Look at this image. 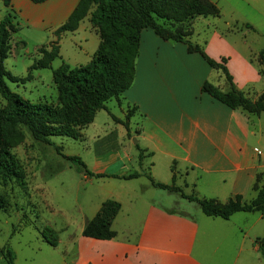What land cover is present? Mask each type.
Returning <instances> with one entry per match:
<instances>
[{
  "label": "crops",
  "instance_id": "crops-1",
  "mask_svg": "<svg viewBox=\"0 0 264 264\" xmlns=\"http://www.w3.org/2000/svg\"><path fill=\"white\" fill-rule=\"evenodd\" d=\"M78 1L11 0L10 8H6L0 0V18L10 13L17 30L25 27L39 40L44 39L39 42L46 43H40L37 49H50L54 44L61 63L73 67L89 62L100 41L89 14L75 30L56 34ZM213 1L220 7V17L214 22H203L208 34L198 44L218 62L225 57V66L235 87L255 99L264 91V66L257 61V54L264 47H259L250 33L264 32V0ZM195 18L191 20L192 35ZM242 24L250 25L246 27L250 33L243 30ZM64 39L78 47L81 54L65 55ZM24 42V38L14 40L12 34L11 48L4 60L9 72V57H17L14 46ZM39 57L37 51L35 59ZM13 75L25 76L23 73ZM41 78V74L33 75L31 71V79L26 81H41ZM205 81L221 90L228 89L221 70L210 67L200 53L189 51L183 42L161 38L150 28L141 30L132 84L118 98L109 99L106 108L98 110L88 124L94 123L101 112L113 123L112 126L107 124V134L95 135L94 143L99 149H94L87 161L83 159L88 170L105 174L83 177L106 183L107 195L93 204V213L83 222L71 264H251L252 255L260 251L256 239L264 238V212L238 211L224 219L205 215L196 202L178 193L159 189L164 191L160 192L149 180V184L140 185L142 189L133 188L136 184L132 183H141L142 178L148 179L147 175L169 184L174 172L175 184L185 194L194 193L221 202L236 194L247 201L255 197L252 186L256 176L264 175L261 146L264 130L259 122L264 112L254 114L228 107L201 91ZM129 110H133L127 119L132 133L129 139L137 138L138 148L146 155L141 159L138 148L135 155L120 151L118 141L127 137V130L110 116L125 121ZM254 115L258 120L256 126ZM84 128L78 139L85 137ZM106 139L107 147H100ZM136 162L140 169L131 172L141 173L139 176L117 177L131 173L128 166L134 168ZM121 181L129 184H121ZM171 194H177L181 200ZM154 197L166 204L157 203ZM106 199L120 204L111 224L116 235L111 239L83 236L85 223ZM173 204L184 209L177 210ZM189 210H195V215Z\"/></svg>",
  "mask_w": 264,
  "mask_h": 264
},
{
  "label": "trees",
  "instance_id": "trees-1",
  "mask_svg": "<svg viewBox=\"0 0 264 264\" xmlns=\"http://www.w3.org/2000/svg\"><path fill=\"white\" fill-rule=\"evenodd\" d=\"M6 8H10L11 0H1ZM42 3L46 0H30ZM89 14V20L96 28L100 41L91 59L86 64L71 67L62 62L52 68L51 62L58 57V47L51 44L50 49H37L40 57L35 59L24 77L9 72L4 60L7 58L11 44V36L17 31L10 13L0 18V97L5 101L0 108V181L13 177H21L20 164L11 151L12 138L14 144L21 141V135L16 127H27L35 140L50 143L51 136H66L80 138V130L91 123L96 112L106 108L105 103L111 98H118L130 87L135 75V61L138 55L140 32L150 28L163 39L183 42L191 52H198L208 65L219 69L224 74L228 89L221 90L209 81L201 86V91L224 103L232 109L242 108L249 113L264 112V91L255 99L247 97L237 89L232 76L226 69V58L218 62L210 58L203 48L189 40L192 34L191 20L197 16L219 17L220 9L213 0H79L67 20L58 27L56 34L73 31L79 22ZM250 27L249 24H246ZM257 61L264 66V48L257 54ZM39 68H51L52 80L57 89V103L31 102L7 85V80L24 82L28 80L30 71ZM133 110H129L125 121L119 120L112 114L116 122H121L129 135L127 119ZM138 148V144L136 143ZM138 158L143 157L139 149ZM148 155H151L149 153ZM72 162L83 175L102 177L105 174L93 173L87 169L84 161L77 155L64 156ZM172 166V172H173ZM139 172L117 176L130 179L139 176ZM151 185L169 193H178L180 197L194 201L200 210L208 216H219L227 219L238 211L264 212V175L258 174L252 186L256 191L254 198L244 200L236 194L221 202L214 198L199 197L196 194H185L175 184V173L171 183L165 184L147 175ZM4 196L0 193V211L6 207ZM120 209L116 200L106 199L101 203L95 215L89 219L82 230V235L97 239H111L116 235L111 224ZM51 245L55 242L45 237ZM259 249L264 256V238H257ZM6 264H14L15 254L7 246L4 248ZM90 264V263H88Z\"/></svg>",
  "mask_w": 264,
  "mask_h": 264
},
{
  "label": "rangeland",
  "instance_id": "rangeland-1",
  "mask_svg": "<svg viewBox=\"0 0 264 264\" xmlns=\"http://www.w3.org/2000/svg\"><path fill=\"white\" fill-rule=\"evenodd\" d=\"M217 18L212 16L195 18L193 22L195 33L189 36V40L193 43H200L201 39L208 34L203 22L206 20L214 22ZM242 25L245 26L243 30L249 32L246 24ZM222 31L226 33L227 30L222 28ZM250 34L256 39L255 42L259 47H264V32L260 35ZM20 38H24L26 42L23 45L14 46V54L17 57L16 59L9 57L7 67L11 69L12 74L23 73L26 76L27 66L37 56V47L40 43L46 42H39L44 39L39 40L25 27L13 33L14 40ZM62 49L67 56L74 55L76 52L81 54L80 49L71 45L68 39H64ZM61 61L59 57L55 58L52 67H57ZM38 73L41 74V81L33 79L23 83L10 80L6 82L12 91L31 102L42 101L56 104L57 89L52 80L51 68L32 70L33 75ZM29 79H31V74L28 76ZM4 104L5 101L0 97V108ZM260 116V126L264 130V113ZM253 121L256 126L258 122L256 115ZM108 123L113 125L101 112L95 117L94 123L83 129L85 135L83 139L51 136L50 143L35 140L27 127L23 125L16 127L17 133L21 135V141L14 144L11 138L10 143L13 144L11 151L16 156L23 175L0 181V193L7 203L6 207L0 211V264H6L4 248L7 246L15 254L14 264H71L75 255V243L81 235L83 222L93 213V204L106 197L107 189L106 183L100 180L85 179L64 155H77L87 161L94 149H99V146L94 143L95 135L97 133L101 136L107 134L109 132ZM131 136L132 133H129L123 140H119L118 147L120 151L125 150L128 155H135L137 138L130 140ZM106 145L107 139L100 147ZM261 146L264 151V137ZM142 155L146 156L143 153ZM148 161V158L144 161L145 167L148 166ZM129 168L131 172L133 169H140V166L136 162L134 168L128 166ZM141 181V183H132L136 184L133 188H138L144 183L149 184L147 178H142ZM121 182V184H129ZM145 193L150 196L149 192ZM171 196L181 200L177 194H171ZM154 200L157 203L166 204L157 197H154ZM173 207L177 210L184 209L178 204H173ZM195 210L199 211V208L196 206ZM195 210H189V212L195 215ZM43 234L56 245L53 246L46 241ZM251 264H264L261 251L252 255Z\"/></svg>",
  "mask_w": 264,
  "mask_h": 264
}]
</instances>
